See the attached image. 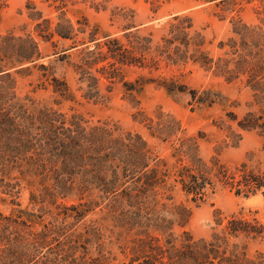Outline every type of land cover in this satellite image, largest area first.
<instances>
[{"label": "trees", "instance_id": "obj_1", "mask_svg": "<svg viewBox=\"0 0 264 264\" xmlns=\"http://www.w3.org/2000/svg\"><path fill=\"white\" fill-rule=\"evenodd\" d=\"M86 1L106 9L109 0H40L53 15L27 0L32 29L0 32V202L11 206L0 209V264H264L263 250H248L249 242L264 240V223L256 216L217 212L207 238L186 228L191 205L218 190L264 198V17L248 23L232 16L213 53L188 13L171 16L155 36L139 27L134 9L116 5L110 19L120 23L121 33L113 34L82 12L68 15ZM4 6L0 0V12ZM41 42L51 45L50 54ZM46 56L71 68L87 101H103V88L121 84L133 103L132 120L167 144L168 155L117 121L90 122L63 111L61 105L77 96ZM187 65L226 82L242 80L258 106L242 114L227 111V122L213 121L226 133L208 157L199 147L203 131L188 134L173 113L161 106L146 111L137 97L154 83L168 93H186L191 108L219 103L217 90L191 87L163 71ZM128 71L137 74L129 78ZM33 73L36 82L20 95L18 76ZM38 90L49 91L51 102L37 99L32 93ZM246 130L261 136L263 158L253 162L250 153L233 165L223 161L222 149L236 146Z\"/></svg>", "mask_w": 264, "mask_h": 264}, {"label": "rangeland", "instance_id": "obj_2", "mask_svg": "<svg viewBox=\"0 0 264 264\" xmlns=\"http://www.w3.org/2000/svg\"><path fill=\"white\" fill-rule=\"evenodd\" d=\"M5 6L0 12V32L9 30L21 31V28L32 29L33 23L27 17V0H3ZM44 14L53 15L54 11L49 9L40 0H34ZM99 0H95L97 2ZM124 6L134 9L136 13V23L145 31H152L158 36L164 23L175 14L188 13L192 16L194 24L198 28H203L206 38L211 41L208 47L211 52L217 51L216 44L224 38L230 29V18L240 16L248 23H259L264 17V0H236L235 4L226 3L216 5L215 2H205L201 0H109L106 2V9L95 8L91 1L80 2L73 8L77 11H69L68 15L73 19L82 12L91 22L100 25L101 29L113 34H120L121 29L118 21L110 19V12L114 6ZM40 47L44 54L51 53V45L41 42ZM52 56H46L44 62L51 60L57 73L64 74L77 96L76 102L66 101L61 105V109L68 114L73 111L80 113L90 122L112 120L117 121L124 128L139 131L148 141L150 146L161 156H167L169 148L167 144L160 143L157 138L150 136L148 131L141 125L134 122L131 112L134 110L133 103L127 98L121 84H115L111 91L106 93L107 98L103 101H87L80 96L77 90L76 78L70 67L53 61ZM163 71L175 73L179 79L191 87L212 88L217 90L223 97L219 103L211 106L201 105L191 108L188 104L186 93H168L163 87L154 83L144 86L142 92L137 96L139 105L146 111L151 112L157 106L173 113L181 122L188 134H196L201 130L205 137L199 140L200 152L204 157H208L214 147L222 144L225 138V131L218 128L213 121L224 120L227 122V111H234L242 114L247 109H257L253 102L252 90L244 84L242 80L226 82L221 77H215L209 72L194 65H187L180 69H169ZM136 72L128 71V77L134 78ZM31 82H36V73L33 75L17 78V90L20 95L31 90ZM37 99L51 102L49 91L38 90L32 93ZM72 108V109H70ZM234 126V123H233ZM262 138L254 130L242 131V137L236 146L224 147L221 158L226 163L233 165L246 160L248 154L253 153V162L262 159L261 150ZM27 190L21 196L23 204L27 203ZM178 198H183L177 194ZM10 204L0 202V209L8 212ZM191 217L186 228L195 238L210 236L215 225V217L218 212L221 217H228L231 214H242L245 217L256 216L264 223V198L262 195L242 196L235 195L228 189H221L209 195L206 200L197 206L191 205ZM250 253L256 250L264 251V240L251 241L248 244Z\"/></svg>", "mask_w": 264, "mask_h": 264}]
</instances>
